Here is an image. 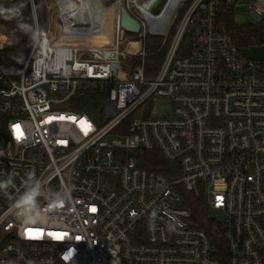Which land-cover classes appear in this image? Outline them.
<instances>
[{
  "label": "built area",
  "instance_id": "1",
  "mask_svg": "<svg viewBox=\"0 0 264 264\" xmlns=\"http://www.w3.org/2000/svg\"><path fill=\"white\" fill-rule=\"evenodd\" d=\"M115 2L111 42L76 26L67 34L77 42H54L57 29L35 16L19 74L0 60V264H264V61L244 55L218 19L241 6L264 27V0ZM123 7L137 36L120 25ZM147 37L169 40L151 78ZM12 42L0 23V52ZM93 88L104 91L100 114L68 108ZM149 152L179 175L145 165ZM35 182L39 216L29 221L14 205ZM181 189L203 196L220 246L191 223Z\"/></svg>",
  "mask_w": 264,
  "mask_h": 264
},
{
  "label": "trees",
  "instance_id": "2",
  "mask_svg": "<svg viewBox=\"0 0 264 264\" xmlns=\"http://www.w3.org/2000/svg\"><path fill=\"white\" fill-rule=\"evenodd\" d=\"M38 21L43 24L47 11L42 0H33ZM0 23L13 42L0 52V60L5 69L12 75H18L24 66L35 37L33 21V9L31 0H2L0 5ZM218 19L227 31H229L235 42L242 48L256 47L264 43V27H255L249 23L237 24L234 11L220 10ZM170 39V38H169ZM168 42L158 37H147L144 41L146 56L144 67L147 78H151L158 72L168 49ZM189 42L186 37L184 43ZM134 64L141 61L136 57ZM104 91L101 88L87 90L83 95L76 97L68 105V108L86 113L98 115L102 111V100ZM141 155V154H140ZM145 157L144 164L157 171L161 175L176 177L179 175L176 167L164 160L158 152L142 153ZM175 168V170H174ZM171 169H173L171 174ZM182 206L191 210V223L205 231L214 239V243L220 246L221 234L215 229V223L209 217L203 196H196L194 193L180 190Z\"/></svg>",
  "mask_w": 264,
  "mask_h": 264
},
{
  "label": "bare ground",
  "instance_id": "3",
  "mask_svg": "<svg viewBox=\"0 0 264 264\" xmlns=\"http://www.w3.org/2000/svg\"><path fill=\"white\" fill-rule=\"evenodd\" d=\"M73 1V0H72ZM80 1V0H79ZM109 3V6H116L115 0H105ZM61 7H57V21H56V38H53V41L55 42H65V43H70V42H77L78 38L77 36L69 35L67 34V29L70 27L77 28V31L75 33H87L90 31L89 37H91V40L93 43H98V44H106L112 41L111 35L109 34L110 31V23L108 21L106 13L101 10L100 6L97 3V0H87L86 3H83L81 5L76 6L75 3L69 2L68 0H61ZM76 6L80 9V11L83 12L81 14V18H78L77 16L74 15L73 13V7ZM94 10L97 12V15L94 14ZM55 12V11H54ZM53 13V12H52ZM52 18V17H51ZM73 20H76L74 23ZM79 23V26L76 25ZM86 23L95 24V27L90 29L83 27L81 25H85ZM54 28V27H53ZM65 28V40L61 39L59 36V30ZM72 36L73 38H68L67 37ZM70 41V42H68ZM125 46L127 49H132L136 50L139 48L140 43L138 39H127L125 41Z\"/></svg>",
  "mask_w": 264,
  "mask_h": 264
},
{
  "label": "rangeland",
  "instance_id": "4",
  "mask_svg": "<svg viewBox=\"0 0 264 264\" xmlns=\"http://www.w3.org/2000/svg\"><path fill=\"white\" fill-rule=\"evenodd\" d=\"M44 7L46 8L47 11V16L46 19L43 20V24L39 22L40 27L41 28H49L51 27V29L53 30L54 28H56V21H57V7H63L61 5V0H42ZM69 2H73L76 4V6L81 5L82 2L86 3L87 0H68ZM98 5L100 6L101 10H103L108 18V21L110 23V31L109 34L111 35V38L113 40V37L115 35L116 32V27H117V10L114 8V6H109V3L105 0H97ZM31 4H32V9H33V21L35 16L37 17V13L35 10V5H34V1L31 0ZM74 6L73 7V13L75 16H77L78 18H81V14H83L82 11H80V9L78 7ZM55 11V12H54ZM53 12V13H52ZM94 14L97 15V12L94 10ZM235 19L241 21L242 23H249L250 19L246 14V8L245 7H238L236 8L235 12ZM52 17V18H51ZM38 19V17H37ZM74 23L76 22V20H73ZM79 26V23L76 24ZM54 27V28H53ZM35 28V27H34ZM127 36H137V34H132V33H126ZM134 59V57L132 58V60ZM131 59H128V62ZM218 218V217H217Z\"/></svg>",
  "mask_w": 264,
  "mask_h": 264
},
{
  "label": "water",
  "instance_id": "5",
  "mask_svg": "<svg viewBox=\"0 0 264 264\" xmlns=\"http://www.w3.org/2000/svg\"><path fill=\"white\" fill-rule=\"evenodd\" d=\"M120 25L125 32L132 34H138L141 29L139 22L133 18L124 7L120 9ZM240 50L251 59L264 61V46L251 47L248 49L240 48ZM3 146L4 142L1 140V147Z\"/></svg>",
  "mask_w": 264,
  "mask_h": 264
},
{
  "label": "clouds",
  "instance_id": "6",
  "mask_svg": "<svg viewBox=\"0 0 264 264\" xmlns=\"http://www.w3.org/2000/svg\"><path fill=\"white\" fill-rule=\"evenodd\" d=\"M0 187H3V185H0ZM40 192H41L40 183L35 182L27 188L26 192L20 197V199L14 205V207L18 209L19 214L23 216L26 220L30 221L32 219L38 218L39 213L35 208V199L37 196L40 195ZM25 204H32L33 207L32 208L22 207V205Z\"/></svg>",
  "mask_w": 264,
  "mask_h": 264
},
{
  "label": "snow or ice",
  "instance_id": "7",
  "mask_svg": "<svg viewBox=\"0 0 264 264\" xmlns=\"http://www.w3.org/2000/svg\"><path fill=\"white\" fill-rule=\"evenodd\" d=\"M60 119H64L63 117H61ZM15 128H16V131H17V133H18V137L17 138H19L20 137V135H22V133L20 132V126L19 125H17V126H15ZM93 211H95V209H92ZM37 233V235H43V233H42V230H39V229H28V231H27V235H29L30 237L33 235V233ZM52 235H55V237L57 238V239H61V238H63V236L65 235V234H63V233H59V234H52Z\"/></svg>",
  "mask_w": 264,
  "mask_h": 264
}]
</instances>
